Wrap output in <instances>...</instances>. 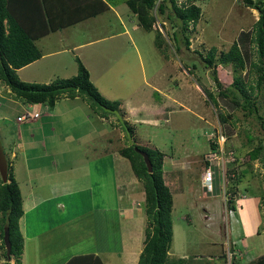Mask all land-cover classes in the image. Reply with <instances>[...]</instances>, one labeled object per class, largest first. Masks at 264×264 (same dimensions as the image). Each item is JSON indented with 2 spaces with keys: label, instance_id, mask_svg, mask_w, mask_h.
I'll return each mask as SVG.
<instances>
[{
  "label": "rangeland",
  "instance_id": "obj_1",
  "mask_svg": "<svg viewBox=\"0 0 264 264\" xmlns=\"http://www.w3.org/2000/svg\"><path fill=\"white\" fill-rule=\"evenodd\" d=\"M191 1L201 7L202 17L190 25V50L183 47L180 53L176 52L168 36L174 31L170 20L166 15H157L154 29L162 32L168 57L155 45V30L146 31L139 26L133 29L128 20L133 13L124 3L118 7L124 25L115 12L109 10L65 30L60 29L63 32H53L38 40L37 44L43 48H69L68 52L53 57L55 63L50 62L44 68L43 72L50 70L51 81L75 76L79 58L89 70L90 79L99 93L110 101L121 102L120 116L134 127L135 141L165 153L164 179L174 200L171 253L185 257L187 264H246L264 252V134L256 119L244 117L241 110L218 94L211 77L212 69L203 67L201 54L206 55L216 47V56L219 57L237 41L245 51L244 80L251 81L256 73L249 72V55L253 53L255 60L257 57L249 47L250 37L259 12L248 6L246 0H178V3L182 5ZM133 18L137 24V18ZM124 27L130 28L131 39L119 33ZM90 40L96 41L83 45L81 49H72L75 43ZM58 59L60 63H57ZM216 68L223 87L232 84L233 66L219 64ZM207 91L216 95L217 105L209 99ZM258 97V101L263 99L264 92ZM62 99L57 105L58 111H65L60 114L64 127L57 123L55 133L57 136L64 134L68 139L59 141L56 138V142L47 143L48 149L44 150L42 159L38 152L27 159V152L19 147V142L24 141L19 135L22 126L18 124H33L31 129L35 130H30V134L34 132L36 137H30V140L36 146L50 137L48 128L52 129L54 124L41 119L18 123L17 114L21 109L16 111L13 104L7 106L6 99L0 98V144L6 158L12 159L15 177L24 197V209L31 206L28 199L31 193L50 199L47 186L54 187L68 179L75 182L70 186L75 187L77 197L73 196L74 201L80 202L82 210L96 204L103 211L97 214L94 222L86 221L90 217L87 214L79 220L81 223L76 219L69 227L67 224L66 228L65 224L64 229L55 231L45 228L51 204L42 203V210L38 208L27 215V227L25 217L19 222L26 240L21 264H61L69 256L95 250L105 256L106 264L110 257L113 264H133V261L124 263L121 253L115 254L122 252V246L126 248L131 239L132 244L128 245L133 246V250L129 252L134 251L133 244L138 243L135 248L137 255L143 247L142 236L146 226L143 184L133 177L124 178L131 169L128 161L118 154V150L132 140L127 139L118 115H110L102 121L82 98L77 102ZM26 108L31 112L34 110ZM43 108L40 109L42 119L47 118L44 113H51L52 109L49 107L50 111H47ZM260 112H264V104ZM222 116L226 122L222 121ZM43 124L45 129L42 132ZM22 129L26 131L25 127ZM214 140L223 144L225 150L233 149L240 159L239 163L226 165L228 169L244 172L240 189L232 200L235 197L239 200L245 192L247 197L244 195L240 199L237 208L236 204L231 206L228 177L226 184L217 182V190L214 182L212 193H207L202 185L206 169L204 161L216 152L211 147ZM260 143L263 144L260 158L245 163L247 153ZM53 146L55 150H52ZM12 152L18 157H11ZM120 172L122 179L118 187L121 198L118 200L115 191L117 180L114 182L113 175ZM41 176L43 180L39 179ZM45 179L49 182L45 183ZM244 186L248 189L245 192ZM211 201L218 204L216 209L219 212L208 208ZM76 210L71 207L72 212ZM228 210L232 212L228 213ZM41 211L45 220L39 218L43 216ZM1 244L0 238V264H6ZM10 263L15 264L16 259L11 258Z\"/></svg>",
  "mask_w": 264,
  "mask_h": 264
},
{
  "label": "trees",
  "instance_id": "obj_2",
  "mask_svg": "<svg viewBox=\"0 0 264 264\" xmlns=\"http://www.w3.org/2000/svg\"><path fill=\"white\" fill-rule=\"evenodd\" d=\"M126 4L137 24L146 31L155 30V45L161 53H165V38L159 29H154L157 15H166L174 31L168 34L180 53L182 48L190 50L191 39L188 35L191 24H196L202 17V9L195 1L180 5L178 0H0V83L6 85L12 93L30 104H46L54 107L63 97H80L86 101L95 114L108 118L118 115L121 127L126 133L129 144L118 150L130 166L128 175L137 179L144 188V211L146 226L144 229L143 248L137 264H187L185 257L172 255L173 244V206L171 188L164 179L165 153L150 145L135 141L134 127L120 116V101L104 98L90 79V72L82 61H78V73L71 78H61L49 83L26 82L20 79L17 70L29 65L43 56L37 41L60 29L71 27L79 21L98 16ZM248 6L259 12L250 37V48L257 59L251 55L249 72L256 73L251 81L244 80L246 69L245 51L234 41L227 51L216 56V47H212L206 55L201 54L204 68L212 69L211 77L219 90L218 94L225 97L236 108L243 112L244 117H253L258 121L264 134V112L260 110L264 98L258 101V94L264 92V0H246ZM250 53H246L248 55ZM168 57V54L165 53ZM219 64H231L234 70V81L223 87L217 75ZM254 81V83H253ZM209 99L217 105V97L207 91ZM263 103V104H262ZM223 117V122L227 119ZM213 150H218V142H211ZM3 148V146H2ZM263 144H258L247 153L245 163L260 158ZM233 150V149H232ZM234 151V150H233ZM235 152V151H234ZM236 155V153H235ZM236 155L234 163H239ZM205 167L209 161H204ZM242 164V163H241ZM0 238L4 249L6 264L15 258V264H21L25 249V235L20 229V220L25 216L24 197L16 180L12 161L6 158L4 151L0 156ZM230 201L240 189L242 170L228 169ZM234 174V176H232ZM217 190L218 177H215ZM221 184V183H220ZM244 192L246 186L242 188ZM233 193V195H232ZM246 193V192H245ZM247 194V193H246ZM234 206V200L232 205ZM7 242L11 245L10 255L7 254ZM173 258V259H171ZM259 262H264L262 259ZM65 264H105L95 253L74 255Z\"/></svg>",
  "mask_w": 264,
  "mask_h": 264
},
{
  "label": "crops",
  "instance_id": "obj_3",
  "mask_svg": "<svg viewBox=\"0 0 264 264\" xmlns=\"http://www.w3.org/2000/svg\"><path fill=\"white\" fill-rule=\"evenodd\" d=\"M118 7H113L112 6L111 7V10H113V12H115L117 18H119V22L122 25H124V22H122L123 19L121 17L122 14H120ZM127 17H128V14H127ZM128 20L131 23V25H133V29H137L138 25L134 21L133 16L128 17ZM65 29L66 28H64V30ZM56 32H63V31L58 30ZM119 33L121 34V36H126V38H129V39H131V37H132L131 36V32H130V28H127V27H124V29L121 30V32H119ZM49 35L50 34H48L47 36L41 38V40L44 39V38H46V37H48ZM93 41H96V40H90V41H86V42H77V43L74 44V46L72 47V49H76V50L81 49L83 45L93 43ZM39 47L41 48V50L43 52V56L40 59H38V60L30 63L29 65H26V66H24V67H22V68H20V69L17 70V73H18V75H19V77H20L21 80L28 81V82H34V83H41V82L48 83V82H50L51 81V72H50V70L43 72L44 68H46L49 65L50 62L55 63L53 57L59 56L63 52H68L69 51V48H67L68 46L67 47H59V48H55L53 46H48L46 48L45 47L43 48L40 45ZM60 62H61L60 59H58L57 63H60ZM54 69L55 68L52 67V70H54ZM3 95L6 96V98H4ZM0 98L1 99H6L5 101H6L7 106L13 104V106L16 107V111L18 109H21V111L22 110L24 111V108H26V106L33 108L34 109V110H32L33 112L34 111H37V110L41 111L42 110L41 107L42 108L44 107L43 108L44 110L50 111L49 106L46 105V104H42V103H39V104H30V103L26 102L25 100H22L21 101V100L16 99L15 94L12 93L11 90L6 85H4L2 83H0ZM70 99H73L76 102L79 101V100H81L80 97H76V98L64 97L62 100L70 101ZM57 102L54 105V107H52L51 113H48V112H45L44 113V116H46L47 118H43L42 119V114L40 112V117L31 120V121H36V120L41 119V120H44L46 122H52L54 124V127L52 129L51 128H48L49 133H50V137H49L50 139L49 138H45V140H42V141L39 142L38 146L35 145L36 143L33 142V140H30V137H32V138L33 137H36V134L34 132L32 134H30V130L32 131L34 129L33 127L31 129V126L33 124H31V125L30 124L29 125H25L24 123H20L18 121V119H17L18 123H20L18 125H20V127L21 126L22 127H25V130H26V131H23V129L21 127V130L23 131V133H21V130H20L19 135L21 137V140H23L24 142L26 140V142H25V144H24V142H19V147L25 149V151L27 152V154H26V158L27 159H29V157L33 156V153L34 152H38L39 153V156H40V159H42L41 157L42 156H45L44 155V150L45 149H48L47 143H54L58 139H59V141H63V140L66 141L68 139V136H66L64 134H60V135L57 136L56 133H55L58 130L57 127H56L57 123H59V124L61 123L62 124V122L60 121V118L62 116L60 114H64L65 113V111H61V112L58 111V105L59 104L57 105ZM20 112L17 114V117L21 114ZM96 117L99 118L102 121L105 120L104 117H100L99 115H97ZM64 122L67 125L69 124V122H66L65 120H64ZM62 126L64 127L63 124H62ZM62 126L59 127V128H62ZM44 127L45 126L43 124V126L41 127L42 128V132H43V128ZM50 129H51V131H50ZM36 130H37V132L40 133V129L37 128ZM56 138H58V139H56ZM2 149H3L4 154H5L4 147ZM52 150H55V146L52 147ZM103 152L106 154L105 148L103 149ZM59 154H60V152H59ZM5 156H6V154H5ZM11 157L17 158L18 157V154L15 153V152H12ZM9 160L12 161L11 158H9ZM23 160H26V159L24 158ZM113 163L116 166V162H113ZM39 164H41V163H39ZM13 167H14V165H13ZM14 172H15V169H14ZM42 177L43 176H41V178H39V179L40 180H43ZM113 177L115 178L114 182H116V180H117V185L115 184V191H116V197H117V199L120 200L121 197L119 196L118 183H120V181L122 179V174L120 172V174H118V175L117 174H114ZM126 177H131L132 178V176H130V175L124 176V178H126ZM44 182L45 183H48L49 181H48V179H45ZM74 183L75 182H69L68 179H67V180H64L61 183H58V184L54 185V187H52L49 184L47 187L50 189L49 190V194H51V196H50L51 198L50 199H47L45 197H41L40 195L39 196H35L34 193H31L29 195V198H28L31 206H29V207L26 206L25 207V216L24 217H25V221H27V222H25L26 223L25 224L26 227L29 224V222L27 220L28 219V216L27 215L30 212H32V211H34V210H36L38 208L40 210H42V205H41L42 203L51 204V207L48 210L49 211L48 212V216H46L47 225L45 226V228L48 229V230H55L56 231V230L64 229L65 228L64 227L65 224H66V228H67V224H68V227H69L71 225V223H73V221L76 220V219H77L76 220L77 222L81 223L79 220L83 216H85L87 214H89L92 219L89 217V219L86 220V221H88V223L94 222V218L97 217V214H99L100 211H103V210H101L100 207L97 206L96 204L92 208H89L88 209V207H87L84 210H82V208H80V204H79L80 202L79 201H76V202L74 201L75 200L74 197H77V195H76L77 191H75V187L70 186V185H73ZM121 189H122V186H121L120 190ZM91 191H92V188L89 189V194H91ZM68 199H70L69 202L67 201ZM217 206H218V204H216L215 202H212V201L208 204V208H210L211 210H215V211H217V209H218ZM71 207H75L77 210L75 212H72L71 211ZM216 207H217V209H216ZM217 212H219V211H217ZM40 213L43 216H40L39 218L45 220L44 219V212L41 211ZM93 214H95V215H93ZM117 214L120 215L119 212H117ZM103 216H104V214H103ZM82 223L84 224L85 221H83ZM254 228H256V227H254ZM256 232H257V230H256ZM143 240H144V235L142 236V241ZM131 241H132V239H131ZM131 241H128L129 242L128 244H132ZM25 242H26V240H25ZM128 244H126V248L127 247H130V245H128ZM122 245L123 244L121 242V246ZM133 245H134V251L132 253L129 252V251L133 250V248H132L133 246H131L130 249H126L125 246L123 245L122 246V248L124 247L123 251L122 252H117L115 254L118 255V253H121L122 255H124V263L125 262H132L133 261V264H137L139 255H137V253H135V252H137L135 248H136V246H138V243L133 244ZM142 248L143 247L141 246L140 250H142ZM87 252H89V253H95V254L99 255L102 258V260L104 261V263L106 264V261H105L106 258H105V256L104 255H101L100 252H98L97 250H95V251H87ZM87 252H85V253H87ZM140 252H139V254H140ZM170 253H171V251H170ZM172 255H174V254H172ZM73 256H69V258H67L61 264H65ZM178 256H181V255H178ZM261 259L264 261V252L262 254H260L259 256H257L252 261L251 260L250 261H247L246 264H249L250 262H254V261L255 262L256 261L259 262ZM107 260L109 261L108 264H113L111 257L108 258Z\"/></svg>",
  "mask_w": 264,
  "mask_h": 264
},
{
  "label": "built area",
  "instance_id": "obj_4",
  "mask_svg": "<svg viewBox=\"0 0 264 264\" xmlns=\"http://www.w3.org/2000/svg\"><path fill=\"white\" fill-rule=\"evenodd\" d=\"M40 117V111H34L31 112L29 109L25 108L24 112L21 113L17 119L19 122H24L27 120H32L35 118ZM218 142V150L216 152H213L211 155L208 156L209 164L205 169V172L203 174V187L205 188L206 192H212L213 191V183L215 181V177H218L220 180V183L226 184L227 183V177L229 178L228 174V168H226L227 163L232 164L236 160L235 152L232 149L225 150V146L223 144H220ZM227 159V160H226ZM234 176V174L232 175ZM247 197V194L244 193L239 200H236L237 197L234 199V204H237L240 202V199L243 196ZM236 196V195H235ZM226 211V208H225ZM232 212V210H228V213ZM214 215V213H213Z\"/></svg>",
  "mask_w": 264,
  "mask_h": 264
},
{
  "label": "water",
  "instance_id": "obj_5",
  "mask_svg": "<svg viewBox=\"0 0 264 264\" xmlns=\"http://www.w3.org/2000/svg\"><path fill=\"white\" fill-rule=\"evenodd\" d=\"M2 155H3V149H2V146L0 144V156H2ZM7 249H8L7 254L9 256L10 255V251H11V245H10L9 242H7Z\"/></svg>",
  "mask_w": 264,
  "mask_h": 264
},
{
  "label": "clouds",
  "instance_id": "obj_6",
  "mask_svg": "<svg viewBox=\"0 0 264 264\" xmlns=\"http://www.w3.org/2000/svg\"><path fill=\"white\" fill-rule=\"evenodd\" d=\"M207 193H212V192H207ZM210 209V208H209ZM211 210V209H210ZM213 212V210H211Z\"/></svg>",
  "mask_w": 264,
  "mask_h": 264
}]
</instances>
